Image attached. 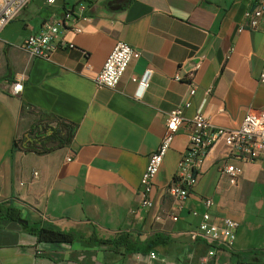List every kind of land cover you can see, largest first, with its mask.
<instances>
[{
    "label": "crops",
    "instance_id": "0c3cea01",
    "mask_svg": "<svg viewBox=\"0 0 264 264\" xmlns=\"http://www.w3.org/2000/svg\"><path fill=\"white\" fill-rule=\"evenodd\" d=\"M258 3L32 0L0 32V264H148L149 253L100 244L122 233L135 243L129 248H144L160 235L164 243L153 264H264V161L227 158L220 141L189 195L168 194L197 113L233 129L249 111L264 109V18L258 30L245 27V13ZM81 10L92 21H78L82 33L62 34L74 48H59L50 60L22 49L29 35ZM118 41L139 54L115 89L98 88L95 79ZM146 71L151 79L141 92L133 78ZM22 76V92L14 95ZM188 102L186 121L154 181L153 205L144 207L140 183L149 157L161 144L169 113ZM48 117L75 127L70 145L44 154L14 148ZM225 163L243 167L237 185L222 172ZM205 212L217 223H239L233 245H217L214 256L205 240L191 235ZM13 217L76 239L42 244Z\"/></svg>",
    "mask_w": 264,
    "mask_h": 264
},
{
    "label": "built area",
    "instance_id": "2783aa9c",
    "mask_svg": "<svg viewBox=\"0 0 264 264\" xmlns=\"http://www.w3.org/2000/svg\"><path fill=\"white\" fill-rule=\"evenodd\" d=\"M32 0H0V32L10 24L23 11ZM54 3L55 0H48ZM246 28L258 30L264 18V0H259L258 5L245 13ZM91 22V18L81 11H69L64 13L52 23L45 25L44 29L36 34L29 35L22 49L31 58L50 60L53 53L59 48H74L73 44L67 43L63 38L64 31L72 30L82 33L78 21ZM139 54L131 45L118 41L104 63L103 69L95 79L98 88L115 89L135 56ZM196 65L193 71H197ZM22 76L13 84L12 93L19 95L23 89ZM151 71H146L140 77H134L133 81L139 86L141 92L149 87ZM177 81H182L181 76H176ZM259 81L264 83V67ZM208 92H211L209 90ZM195 89L191 90L194 95ZM186 103L184 107L173 109L167 118L163 139L157 151L148 160V165L141 179L142 205L151 207L153 205L150 194L154 181L160 171L165 156L171 148L179 128L185 123L184 108L190 107ZM189 143L183 153L178 170L172 183L168 187V194L174 199H184L196 186L201 167L205 162L210 150L220 141L227 147V158L236 159L243 164L256 161H264V109L249 111L238 128L216 127L210 124L209 119L203 113H197L190 120ZM71 160V159H69ZM222 172L227 175L232 185H237L243 173V167L231 163L222 166ZM212 200L207 199L206 205L210 206ZM239 223L232 218H225L221 223L212 220L208 212L202 214V220L198 228L191 233L195 238L206 241L210 247L208 256L216 254L217 245L232 246L236 239V230ZM158 253L153 250L148 254V264H153L158 259ZM239 264H251L241 262Z\"/></svg>",
    "mask_w": 264,
    "mask_h": 264
},
{
    "label": "trees",
    "instance_id": "16d2710c",
    "mask_svg": "<svg viewBox=\"0 0 264 264\" xmlns=\"http://www.w3.org/2000/svg\"><path fill=\"white\" fill-rule=\"evenodd\" d=\"M75 127L69 123L48 117L44 121L37 122L28 133L21 139L14 142L15 149H21L27 153L33 152L44 154L51 152L57 148L70 145L74 138ZM22 227L28 232L34 233L38 237V241L42 244H71L75 241L76 236L68 231L60 230L53 226H30L27 221L20 217H13ZM132 243L129 234L122 233L116 238H107L100 241V244H109L111 246L124 245L127 252H143L147 254L150 251L156 250L164 242H160V235L149 240L144 248H129L127 245Z\"/></svg>",
    "mask_w": 264,
    "mask_h": 264
}]
</instances>
